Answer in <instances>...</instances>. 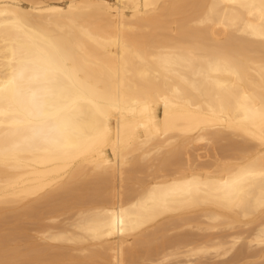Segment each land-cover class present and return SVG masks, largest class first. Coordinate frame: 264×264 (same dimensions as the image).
<instances>
[{"label": "bare ground", "instance_id": "6f19581e", "mask_svg": "<svg viewBox=\"0 0 264 264\" xmlns=\"http://www.w3.org/2000/svg\"><path fill=\"white\" fill-rule=\"evenodd\" d=\"M27 1L0 0V78L14 66L17 28L58 40L94 121L87 139L65 154L0 162V210L54 197L63 204L67 188L91 174L112 183L106 200L95 205L99 196L95 204L90 197L92 205L75 212L68 204L72 216L59 215L57 229L41 233L57 251L68 246L67 264H133L126 257L132 241L149 230L164 232L165 241L146 247L152 254L143 263L195 264L211 253L209 264L264 260V0ZM176 14L181 24L171 27L165 19ZM225 133L242 139L232 143L237 154L206 165L187 155ZM179 151L182 167L123 190L124 171L136 159L163 155L164 170L166 157Z\"/></svg>", "mask_w": 264, "mask_h": 264}, {"label": "clouds", "instance_id": "9594fccd", "mask_svg": "<svg viewBox=\"0 0 264 264\" xmlns=\"http://www.w3.org/2000/svg\"><path fill=\"white\" fill-rule=\"evenodd\" d=\"M16 31L14 66L0 78V162L65 154L87 139L94 114L80 99L64 44L26 27Z\"/></svg>", "mask_w": 264, "mask_h": 264}, {"label": "rangeland", "instance_id": "374dc122", "mask_svg": "<svg viewBox=\"0 0 264 264\" xmlns=\"http://www.w3.org/2000/svg\"><path fill=\"white\" fill-rule=\"evenodd\" d=\"M27 0H25V2H26ZM64 1V0H63ZM66 1V0H65ZM64 1V2H65ZM108 1H110V2H113L112 0H108ZM24 2V0H20V3H21V5L22 6H27L28 5V1H27V3H25ZM182 14H184V16L182 15ZM183 17H182V16ZM185 15H186V13H183V12H181V13H179V18H180V20L182 21V19L185 17ZM174 17V19L175 20H173V18H172V16L171 17H168V19L166 18L165 19V22H168L169 20H170V23H173L172 24V26L171 27H174V26H178L179 27V25L177 24V21H178V23L179 24H181V21L178 19V14H176V16L175 15H173ZM172 18V19H171ZM175 21V22H171V21ZM169 23V22H168ZM171 25V24H170ZM177 28V27H176ZM227 137V138H226ZM231 136L229 135V133L227 134V133H225L224 135H222L221 137H219V138H217V139H215L213 142H211V143H207V142H202V143H197L196 145H194L193 147H194V149H193V147H190L189 149H188V154L187 155H190L192 158H193V156H194V158H195V156L197 155H199V158L196 156V159H198L197 160V162H196V164L197 165H206L207 163H211V162H213L215 159H222V160H224V159H227V158H229V156H231V155H233V154H237L238 152L236 151V150H234L233 149V146H232V143H233V145L236 143V142H238V140L239 141H241L242 139H240V137H237V136H235V137H231ZM229 139H231L229 142H228V140ZM232 141V142H231ZM234 141V142H233ZM231 143V144H230ZM227 144H230V146H232V148H228V147H230L229 145H227ZM228 146V147H227ZM182 152V153H181ZM183 151H179L177 154L175 153V154H172V155H170V156H167L166 158L168 159V163H167V168H166V166L164 167V170H162L163 168H160L159 167V161L161 160V158H163V155L162 156H160L159 158H157V159H155L154 157L152 158H149V160L147 159H145V160H141L142 162L140 163V160H138V159H136L137 161V163L135 164V165H130V166H128L126 169H125V171H124V176H126L127 175V179H126V177H124L123 176V178H124V182H122L123 184H122V188H123V190H128V192L127 193H131L133 190H136V189H138L140 186H143L144 184H145V182H147L148 181V179L149 178H147V177H150L151 176V174L152 175H154L153 173L154 172H157L156 173V175H160V174H166L167 172L169 173V172H172L173 170H175V169H178V168H180V167H182L183 165H184V163H185V158H186V156H184L183 157ZM185 155V154H184ZM165 157V156H164ZM172 157V158H171ZM201 157V158H200ZM152 159V160H151ZM153 160H154V162H153ZM156 160V161H155ZM184 160V161H183ZM151 161V162H150ZM149 162V163H148ZM158 162V163H157ZM179 163L180 162V164H175V163ZM153 163V164H152ZM174 163L175 164V166H174V164L172 165V164ZM142 165V166H141ZM150 165H152V166H150ZM157 165V166H156ZM171 165L172 167H174V168H172L171 166V168L169 167V166ZM134 166V167H133ZM142 168H141V167ZM145 166V167H144ZM130 167V168H129ZM137 167V168H136ZM153 167V168H152ZM152 168V169H151ZM169 168H170V170H169ZM149 169V170H148ZM156 171H155V170ZM162 171V172H160V171ZM167 170V172L165 173L164 171H166ZM87 171H89L88 169H87ZM87 171H86V173H87ZM152 171V172H151ZM131 173V174H130ZM87 175V174H86ZM80 176L81 177V179H78V178H80V177H77L75 180L77 181V179L81 182H79V181H77V183H74L73 185L71 184L67 189L69 190V193H67V198L69 199H66L64 202H63V204L62 203H59L58 201V203L57 202H55V200L57 199V197H54L53 198V200H52V198H45V200L44 199H41V200H37V201H35V202H33V203H31L32 205H30V207L29 206H27V207H24L23 208V204H20V205H17V206H15V207H6V208H2L1 210H0V241H2V242H0V244H2V245H0V249L2 250V252H3V254H2V252L0 251V255H4V256H0V261H2V262H0V264H56L57 262H55L54 260H57L58 259V257L60 258L59 260L60 261H58V263L57 264H67V263H65V261H66V259H64V256H65V252H66V254L69 252L68 251V246H64L63 245V249H61V250H59V251H57L58 249H57V242L56 243H53L52 241H51V243H49L50 241H45V239H43V237H41L42 236V231H44L43 229H45V231H47V230H49V229H53V227H54V229H57V219H59V217H60V219L58 220V221H63V218H64V220L65 219H67L66 217L68 216V218L70 217V216H72L71 214H73V212H75L77 209H79V208H81L80 207V205L79 204H82L81 206L82 207H85V206H87V205H92V203H94V202H96V200L98 199V196H99V198L100 199H98L97 200V202H96V204L95 205H97V204H99V203H101V202H104L106 199H105V197L110 193V191L112 190V183H107V182H104L105 180H104V178L103 177H99V176H96L95 178H94V176L95 175H91V174H88V176ZM131 175V176H130ZM148 175H150V176H148ZM90 176V177H89ZM91 176H92V178H91ZM84 177H86L85 179H84ZM98 177V178H97ZM94 178V179H93ZM129 178V179H128ZM91 179V180H90ZM147 179V180H146ZM96 180V181H95ZM75 181V182H76ZM93 181H95V182H93ZM135 181V182H134ZM89 182V183H88ZM92 182V183H91ZM100 182H102V183H100ZM104 182V183H103ZM139 182H140V184H139ZM94 183V184H93ZM105 183H107V184H105ZM142 183V184H141ZM80 184V185H79ZM89 184H90V186H89ZM92 184V185H91ZM102 186V187H104V189L100 186V185ZM138 184H139V186H138ZM76 185H78V186H81V187H79V189L77 190V187L78 186H76ZM84 185H86V187H88V188H86V187H84ZM88 185V186H87ZM105 185H106V188H105ZM76 186V187H75ZM92 186V187H91ZM94 186V187H93ZM107 186H108V188H107ZM130 186V187H129ZM138 186V187H137ZM134 187H136V188H134ZM75 188V189H74ZM84 188H86V189H88L89 190V188H90V190L87 192V190L86 189H84ZM99 189H101V190H99ZM103 189V190H102ZM106 189V190H105ZM110 189V190H109ZM73 190V191H72ZM95 190V191H94ZM132 190V191H131ZM99 191L101 192V196H100V194H99ZM126 191H124V192H126ZM96 194H95V193ZM83 193V194H82ZM85 193V194H84ZM86 193H87V196H86ZM93 193L95 194V196L93 195ZM103 193V194H102ZM99 194V195H98ZM84 195V196H83ZM93 195V196H92ZM105 195V196H104ZM71 196V197H70ZM103 196V198H101ZM76 197V198H75ZM78 197H81V198H78ZM86 197H87V199H86ZM90 197H91V199H93V200H91L92 201V203H91V201L89 200L90 199ZM93 197H95V198H93ZM75 198V199H74ZM55 199V200H54ZM73 199V200H72ZM82 199V201H79V200H81ZM96 199V200H95ZM105 199V200H104ZM44 200V201H43ZM75 200H76V202L77 203H75ZM47 201V202H46ZM55 202V203H57V204H55V203H53V202ZM72 203H71V202ZM73 201H74V203H73ZM79 201V202H78ZM52 202V203H51ZM70 202V203H69ZM82 202V203H81ZM86 203V204H85ZM59 204V205H58ZM68 204H71V205H73L74 204V206H70V205H68ZM78 204V205H77ZM93 204V205H94ZM62 207H61V206ZM77 205V206H76ZM85 205V206H84ZM65 206H66V208H65ZM69 206H70V208H73V209H70L69 208ZM75 206H76V209H75ZM59 207V208H58ZM79 207V208H78ZM19 208V209H18ZM21 208V209H20ZM63 210V211H61V209ZM70 209V211H72V210H74L73 212H70L69 211V209ZM5 209V210H4ZM7 209V210H6ZM9 209V210H8ZM27 210V211H23V210ZM29 209V210H28ZM64 209H66V210H64ZM68 209V210H67ZM12 211L11 213L9 212V211ZM18 210V211H17ZM20 210H22V211H20ZM6 211H8L7 212V214H6ZM13 211H14V215H11V214H13ZM16 211V212H15ZM59 211H61V212H59ZM65 211V212H64ZM67 211V212H66ZM5 212V213H4ZM21 214H20V213ZM58 212V213H57ZM10 213V214H9ZM16 213H18V215L16 214ZM24 213V214H23ZM63 213V214H62ZM70 213V214H69ZM1 214H2V216H1ZM60 215V216H59ZM16 216V217H15ZM52 219H53V221H55V224H54V222H52L53 223V225L51 224V221H52ZM50 225V226H49ZM55 225V226H54ZM46 227H48V228H46ZM151 230H149L148 232H150ZM148 232H146V234L143 236H140V237H142L141 239L140 238H135L133 241H132V248L134 247V246H136V247H134L133 248V250L132 251H134L135 250V252L133 253L132 251H130L131 253H128L127 254V256L126 257H128L127 259L129 260V261H131V263H133V264H141V263H143V261H141V260H143V259H146V258H148V257H150V255L152 254V252L150 251V249H152V248H149V250H148V248H146V247H148V246H154L155 244L157 245H159V243L160 242H164L165 240H163L164 238H165V236L163 235V234H165L164 232L163 233H157V234H155L154 236L153 235H149V234H147ZM185 232H187V230L186 231H184V232H179L180 234L181 233H185ZM190 231L188 230V232L187 233H189ZM212 232V233H211ZM216 232H217V234H218V230H216V231H209V234H213V235H216ZM178 233V234H179ZM207 234V233H206ZM147 235H149L148 237H147ZM159 235V236H158ZM150 236H152L151 237V239L149 238ZM155 236H157V237H155ZM161 236V237H160ZM41 237V238H40ZM149 238V239H148ZM158 238V239H157ZM162 238V239H161ZM4 239V240H3ZM5 239H6V241H5ZM146 241H144V240ZM147 239H148V241H147ZM154 239V241H151L150 242V240H153ZM155 239H157V241L158 242H156L155 241ZM161 239V240H160ZM7 241H8V243H7ZM139 241H140V245L139 244H135V242L136 243H139ZM143 242V243H142ZM148 242H150V244L148 243ZM153 242V243H152ZM3 243H5L4 245H3ZM147 243V245H145ZM53 244H54V246H53ZM134 244V245H133ZM144 246H143V245ZM152 244V245H151ZM154 244V245H153ZM42 245H44L43 247H42ZM45 245H47V247L45 246ZM137 245H139L138 247H137ZM9 247L8 249L7 248H5V250H4V247ZM13 246V247H12ZM14 246H15V248H14ZM34 246V247H33ZM42 248H41V247ZM33 247V248H32ZM39 247V248H38ZM56 247V248H55ZM3 248V249H2ZM13 248V249H12ZM29 248H30V250H29ZM65 248H66V250H65ZM147 250H146V249ZM11 249V250H10ZM17 249V250H16ZM39 250L40 251V254H38V252L37 251H35L34 252V250ZM42 249V250H41ZM53 249V250H52ZM14 250V251H13ZM33 250V251H32ZM49 250V251H48ZM62 250L64 251L65 250V252H62ZM7 251V252H6ZM11 251V252H10ZM16 251V252H15ZM17 251H18V254H17ZM23 251V252H22ZM33 252V253H31V252ZM51 251V252H50ZM68 251V252H67ZM145 251V252H144ZM147 251H149V252H147ZM14 252V253H13ZM21 252V253H20ZM62 252V254H60ZM13 253V254H12ZM17 255H16V254ZM23 253V254H22ZM35 253H37L38 255L37 256H35L36 254ZM49 255V253H50V255H52L53 253V255L55 256L56 255V257H54L53 255L52 256H48V257H46L47 255ZM57 253H59V254H57ZM148 253V254H147ZM149 253H151V254H149ZM6 254V255H5ZM15 254V255H14ZM26 254V255H25ZM32 254H33V256H32ZM43 254V255H42ZM45 254V255H44ZM72 254H75V253H72ZM131 254H133V255H131ZM145 254V255H144ZM10 255V256H9ZM16 257V258H14V256ZM19 255V256H18ZM28 255V256H27ZM13 256V257H12ZM22 256H23V258H22ZM25 256V257H24ZM35 256V257H34ZM40 256V257H39ZM131 258H130V257ZM214 256V254L213 253H211V254H205L204 256H202V258L201 257H199V258H197L196 260V263L195 264H209L210 262H211V258ZM10 257L12 258V259H10ZM37 257V258H36ZM38 257H39V259H38ZM61 257H63V258H61ZM133 257V258H132ZM1 258H2V260H1ZM3 258H4V260H6V261H4L3 260ZM5 258H8V259H5ZM26 258V259H25ZM36 258V262H34V259ZM43 258V259H42ZM52 258V259H51ZM143 258V259H142ZM25 261H24V260ZM38 259V260H37ZM64 259V260H63ZM224 260V259H228L227 257L226 258H219L217 261H221V260ZM41 260V261H40ZM48 260H52V261H48ZM134 261H135V263H134ZM140 261H141V263H140ZM216 261V260H215ZM61 262V263H60ZM209 262V263H208ZM258 262H260V264H264V260H262V261H258ZM256 263V264H259V263ZM95 264H99V262L97 261ZM143 264H147V263H143Z\"/></svg>", "mask_w": 264, "mask_h": 264}, {"label": "snow or ice", "instance_id": "6c2138e0", "mask_svg": "<svg viewBox=\"0 0 264 264\" xmlns=\"http://www.w3.org/2000/svg\"><path fill=\"white\" fill-rule=\"evenodd\" d=\"M261 239H262V241H264V234H262Z\"/></svg>", "mask_w": 264, "mask_h": 264}]
</instances>
